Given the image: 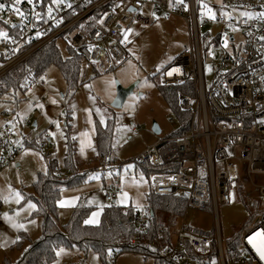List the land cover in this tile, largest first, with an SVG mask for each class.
Wrapping results in <instances>:
<instances>
[{
  "label": "built area",
  "instance_id": "built-area-1",
  "mask_svg": "<svg viewBox=\"0 0 264 264\" xmlns=\"http://www.w3.org/2000/svg\"><path fill=\"white\" fill-rule=\"evenodd\" d=\"M0 4L5 5L0 11V33H6L0 35V78L58 39L81 55L95 74L107 72L130 57L127 48L131 41L155 23L156 14L182 17L188 25L189 46L163 68L160 83H192L193 92H178L181 110L191 115L189 125L146 147L137 162L179 164L176 171L152 173L150 189L156 195L186 194L187 209L206 211L211 206L215 237L210 230L186 223L183 217L165 245L159 238H140V231L151 223L149 212L140 207L129 245L179 264H243L244 258L264 264L249 243L255 237L264 248V240L256 237V233H264V180L259 179L264 178V0L212 2L207 10L213 9L214 18L200 9L196 0H62L58 5L52 0H22L15 5L19 12L12 7L14 0ZM210 24L216 28L213 35L206 31ZM205 64L214 70L210 83ZM31 120L30 115L22 120L14 108L0 104V172L30 146L16 127L24 129ZM59 130H69L64 116L50 128L54 134ZM57 152L56 145L50 144L43 153L48 165ZM247 184L250 188L245 196L258 199L260 212L255 225L241 237L240 255L231 257L218 210L220 204L236 202ZM122 192L114 183L104 198L113 202ZM162 233L160 228L158 234ZM214 243L217 254L210 260L207 257ZM188 248L201 258H192Z\"/></svg>",
  "mask_w": 264,
  "mask_h": 264
},
{
  "label": "rangeland",
  "instance_id": "rangeland-1",
  "mask_svg": "<svg viewBox=\"0 0 264 264\" xmlns=\"http://www.w3.org/2000/svg\"><path fill=\"white\" fill-rule=\"evenodd\" d=\"M216 1L220 0H196V3L213 17V9L208 11L207 7ZM155 17V23L139 32L131 41L127 48L130 57L123 63L107 72L95 74L93 69L82 62L77 88H70L61 70L56 65H50L26 92L11 91L1 97V106L9 105L14 108L22 120L26 115L32 118L24 129L16 127L17 133L21 131L28 139H36L43 146L40 150V147L30 145L0 172V203L3 213L0 217V264L17 262L30 241L41 236L42 217L36 213L38 196L34 184L40 173L49 170L43 153H47L50 144L58 148L55 156L59 163L57 171L60 174L66 173L67 176L72 172L65 167L64 157L69 143L73 144L76 172L82 174L81 180L75 185L61 187L58 200L60 224L69 221L74 208L80 203L92 207L87 218L90 224H99L103 209L110 204L138 208L147 204L149 177L137 169L136 160L146 147L175 134L180 127L177 116L161 94L159 83L163 68L189 46L188 25L182 17H167L163 14H156ZM215 30L213 24L206 28L212 35ZM57 45L63 57L70 54L63 39H58ZM204 69L210 83L213 67L205 64ZM118 83L124 87L134 84L135 87L123 106L114 108L111 104L116 96ZM59 116L67 118L70 130H59L54 134L50 128L56 125ZM96 118L104 125L108 118L113 120L112 143L117 157L115 163L101 165L98 160ZM154 123L161 130L159 134L153 129ZM42 134L46 139L50 138V141H41ZM259 179L264 180L261 177ZM114 182L123 189V194L109 202L104 198V192ZM248 188L249 184L242 191L243 197H239L236 202L219 206L221 233L225 241L235 234L242 236L257 221L260 205L257 210V201L254 200L257 198L245 196ZM157 216L160 222L170 224L171 219L167 215L158 213ZM183 217L186 223L194 226L210 231L216 229L211 206L206 211L188 208L182 217L175 218V224ZM112 255L113 252H108L109 264H154L152 257H144L131 250L120 251L115 256V263L111 262ZM52 264L104 262L93 249L84 252L78 246H62L57 250Z\"/></svg>",
  "mask_w": 264,
  "mask_h": 264
},
{
  "label": "trees",
  "instance_id": "trees-1",
  "mask_svg": "<svg viewBox=\"0 0 264 264\" xmlns=\"http://www.w3.org/2000/svg\"><path fill=\"white\" fill-rule=\"evenodd\" d=\"M97 16L95 15L93 18ZM66 45L70 49V54L67 57L62 56L56 40L36 51L0 78V101L3 95L9 94L11 91L14 93L17 91L26 92L34 82L44 75L50 65H56L61 70L70 88H77L80 84L79 73L83 58L68 44ZM159 88L181 125L175 134H173L177 135L182 129L188 127L191 116L189 112L181 110L178 92H193L192 83L185 82L172 85H162L159 83ZM95 131L96 151L100 164L115 163L117 157L113 151L112 118H108L105 125L96 118ZM40 138L41 141L47 140L44 134ZM36 141V139H28L30 145L41 148ZM73 148V144L69 143L68 151L64 157L65 167L72 172L71 175L62 176L57 171L59 166L57 158L52 159L48 165V172L39 174L34 184V189L38 196L36 198L38 201L36 213L42 217L41 236L35 241H30V244L17 262L6 264H52L56 258L57 250L62 246H78L84 252L93 249L98 252L104 264H109L107 259L108 252H113L112 258L120 251L126 250L135 251L144 257H152L154 264H179L176 261L164 259L159 253H153L140 246L131 247L129 245V239L136 227L135 222L138 216V207L110 204L103 209L100 223L90 224L86 223V221L92 211V207L80 203L74 208L69 221L60 224L58 221V200L61 187L75 185L81 180L80 177H82L81 173L76 172ZM136 167L145 172L150 178L154 172L176 171L179 169V164L169 163L163 166H153L147 162L140 163L136 160ZM238 197H243L241 191ZM146 199L147 204L143 207L149 212L151 223L140 231V238L150 240L159 238L160 243L165 245L170 242L172 229L175 226V218L182 217L187 209V196L182 192L173 195H156L150 189L146 195ZM254 200L257 201L255 203L258 210L259 201L257 199ZM158 213L167 215L172 220H170V224L160 222L157 216ZM160 228L163 230L161 235L158 234ZM211 233L215 237V230H212ZM241 237V235L235 234L226 239V249L231 257L240 255L239 245ZM188 253L194 259L201 258L199 254L193 252L190 248H188ZM216 254V245L214 243L212 252L207 258L212 260ZM242 261L243 264H252L246 258Z\"/></svg>",
  "mask_w": 264,
  "mask_h": 264
},
{
  "label": "water",
  "instance_id": "water-1",
  "mask_svg": "<svg viewBox=\"0 0 264 264\" xmlns=\"http://www.w3.org/2000/svg\"><path fill=\"white\" fill-rule=\"evenodd\" d=\"M134 87H135L134 84L129 85L127 87H124V86H122L121 84L118 83V85H117V93H116V96H115V98H114V100H113V102L111 104L112 107L121 108L123 106L127 96L130 93H132ZM34 124H36V123H34ZM153 129L158 134L161 132L159 126L156 123H154Z\"/></svg>",
  "mask_w": 264,
  "mask_h": 264
},
{
  "label": "snow or ice",
  "instance_id": "snow-or-ice-1",
  "mask_svg": "<svg viewBox=\"0 0 264 264\" xmlns=\"http://www.w3.org/2000/svg\"><path fill=\"white\" fill-rule=\"evenodd\" d=\"M22 2V0H14V4L12 5V7H13V9L16 11V12H19V9H17V8H15V5L16 4H19V3H21ZM52 2L54 3V4H59V3H61L62 2V0H52ZM206 7V6H205ZM5 8V5L4 4H0V11H2L3 9ZM51 13V8L49 9V14ZM21 15H23L22 13H21ZM244 15H248L247 13H245ZM212 18H214V17H212ZM5 23H7V21H4ZM0 35H4V36H6V33H0ZM262 39H264V38H262ZM18 195V194H17ZM88 222H90V221H86V223H88ZM256 237H260V239L261 240H264V233H256ZM249 243L252 245V247L253 248H255L256 249V251L260 254V257H261V259H264V248H262V247H260V246H258V244L256 243V238L255 237H252V238H250L249 239Z\"/></svg>",
  "mask_w": 264,
  "mask_h": 264
},
{
  "label": "crops",
  "instance_id": "crops-1",
  "mask_svg": "<svg viewBox=\"0 0 264 264\" xmlns=\"http://www.w3.org/2000/svg\"><path fill=\"white\" fill-rule=\"evenodd\" d=\"M34 125H36V124H34ZM95 136H96V131H95ZM76 171H77V168H76ZM114 183H115V182H114ZM114 183H113V184H114ZM113 184H112V185H113ZM116 184H117V183H116ZM110 187H111V185H110L108 188H110ZM122 190H123V189H122ZM122 194H123V192H122Z\"/></svg>",
  "mask_w": 264,
  "mask_h": 264
}]
</instances>
